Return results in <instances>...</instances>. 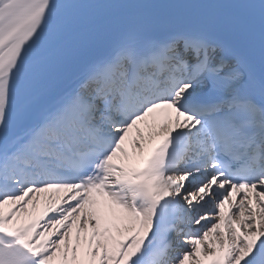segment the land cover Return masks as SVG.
<instances>
[{
    "label": "snow or ice",
    "instance_id": "obj_1",
    "mask_svg": "<svg viewBox=\"0 0 264 264\" xmlns=\"http://www.w3.org/2000/svg\"><path fill=\"white\" fill-rule=\"evenodd\" d=\"M0 264H264V0H0Z\"/></svg>",
    "mask_w": 264,
    "mask_h": 264
}]
</instances>
